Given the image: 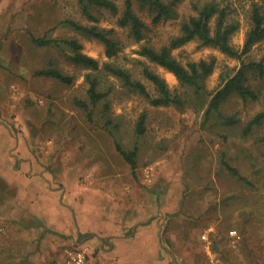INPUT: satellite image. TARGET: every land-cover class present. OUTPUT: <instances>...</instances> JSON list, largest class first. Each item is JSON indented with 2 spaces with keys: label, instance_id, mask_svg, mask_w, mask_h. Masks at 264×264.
Wrapping results in <instances>:
<instances>
[{
  "label": "rangeland",
  "instance_id": "1",
  "mask_svg": "<svg viewBox=\"0 0 264 264\" xmlns=\"http://www.w3.org/2000/svg\"><path fill=\"white\" fill-rule=\"evenodd\" d=\"M112 1L121 11L124 0ZM221 1L239 22L231 43L241 48L251 27L252 2ZM177 10L175 20L153 25L151 14L135 6L149 26L152 44L166 43L193 14L190 0H181ZM94 14L95 24L113 28L123 40L112 58L99 41L59 25L64 20L94 24L81 13L78 0H0V264H139L129 261L124 242L114 248V238L101 237V227L119 222L131 229L140 222L142 209L158 206L161 192L172 193V199L183 196V209L166 215L163 236L183 258L181 264H264V120L246 131L264 102L232 95L221 112L236 114L237 124L223 128L214 119L204 120L209 99L226 73L239 67L238 59L197 40L173 50L182 64L214 61L213 72L195 93L171 72L140 57L127 31L118 27L117 15L104 10ZM46 33L48 38H76L82 52L99 65L128 68L155 95L140 73L147 67L188 102L186 107L153 106L110 77L111 92L88 115L75 98L85 97L89 71L69 62L60 50L31 43L32 35ZM263 55L264 40L244 59ZM49 62L74 76V83L34 75ZM142 115L145 132L139 135ZM219 130L226 137L217 135ZM116 144L137 149L134 170ZM223 155L237 176L221 163ZM201 230L206 238L195 233ZM206 240L209 260L202 259Z\"/></svg>",
  "mask_w": 264,
  "mask_h": 264
},
{
  "label": "trees",
  "instance_id": "2",
  "mask_svg": "<svg viewBox=\"0 0 264 264\" xmlns=\"http://www.w3.org/2000/svg\"><path fill=\"white\" fill-rule=\"evenodd\" d=\"M250 1L252 2L251 27L245 35L241 48H236L231 43L233 34L239 28V22L231 16V10L221 0H190L193 14L182 21L176 35L169 37L166 43L158 47L147 39L149 26L135 11V6L150 13L151 24L156 25L178 18L177 4L181 0H124L121 11L112 0H78L81 13L94 24L83 25L74 20H64L59 22V25L67 26L82 36L99 41L105 48L106 57L112 58L122 49L123 40H120L113 28H102L95 24L98 18L94 11L104 10L113 16L117 15V25L126 30V38L137 45L136 53L145 60L154 62L171 72L183 86L194 88L195 93H199L202 80L213 72L214 61H187L182 64L173 56V50L192 40H197L202 45L214 46L221 52L238 59L239 67L231 74V71L226 73L223 84L212 94L204 113L206 122L214 119L217 127L230 128L238 123L237 115H224L221 112L223 103L230 96L237 95L243 101L261 100L264 102V55L259 60L246 61L244 59L254 44L264 40V0ZM30 39L36 47L47 46L60 50L69 62L89 71L84 77L85 97L75 98L76 106L88 112V115H91V108L105 100L111 92V86L107 84L110 77L118 79L129 92L144 96L153 106L174 105L184 108L188 103L179 95L172 94L164 79L147 67L143 66L140 73L153 85L155 95H151L145 85L136 79L128 68L111 62L99 65L96 59L82 52V45L76 38H48L46 33L41 37L32 35ZM34 75L50 78L68 86L75 81L74 76L64 74L51 62L46 67L36 70ZM107 109L108 106L104 104V111ZM263 120L264 109L252 117L246 131ZM136 132L139 135L145 132L144 115L139 119ZM217 135H223L224 138L227 134L219 130ZM116 149L134 170L137 149L124 150L118 144H116ZM221 163L234 176L238 175L237 170L228 165L224 155Z\"/></svg>",
  "mask_w": 264,
  "mask_h": 264
},
{
  "label": "crops",
  "instance_id": "3",
  "mask_svg": "<svg viewBox=\"0 0 264 264\" xmlns=\"http://www.w3.org/2000/svg\"><path fill=\"white\" fill-rule=\"evenodd\" d=\"M171 194H167V192L158 193L157 195L160 199L158 206H151V208L142 209V215L139 220L140 222L132 225L131 229H126L125 226L118 224L119 222L116 223L119 226H112L111 228L103 223V226L101 227L103 232L100 236L104 237V239H108L109 237L114 238V248H116L118 242L119 245L124 242V249L128 250V252L124 251V253L127 252L129 261L132 263L181 264L180 259L183 261V258L167 245L168 239L163 237L166 226L168 225L166 215L178 213L183 209V196L180 195V198L172 199L173 195ZM185 217H187V215ZM195 233L200 235L202 239L207 237V234L205 232L203 233V230L195 231ZM123 236H127L126 240ZM207 243H209V241L206 240L205 246L207 253H204L202 256V259L204 260H209L211 253Z\"/></svg>",
  "mask_w": 264,
  "mask_h": 264
}]
</instances>
